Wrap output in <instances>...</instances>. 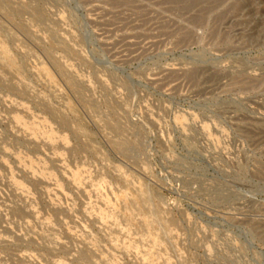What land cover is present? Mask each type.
Here are the masks:
<instances>
[{
  "label": "rangeland",
  "instance_id": "374dc122",
  "mask_svg": "<svg viewBox=\"0 0 264 264\" xmlns=\"http://www.w3.org/2000/svg\"><path fill=\"white\" fill-rule=\"evenodd\" d=\"M0 264H264V0H0Z\"/></svg>",
  "mask_w": 264,
  "mask_h": 264
}]
</instances>
